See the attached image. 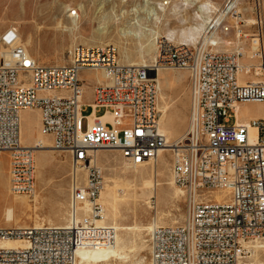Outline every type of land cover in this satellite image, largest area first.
<instances>
[{"label":"built area","instance_id":"1","mask_svg":"<svg viewBox=\"0 0 264 264\" xmlns=\"http://www.w3.org/2000/svg\"><path fill=\"white\" fill-rule=\"evenodd\" d=\"M235 7V0H226L206 34L226 33ZM251 41L257 44L258 62L252 67L257 80L239 77L247 70L240 64L241 47L213 49L212 44L166 38L158 40L154 62L141 65L120 63L113 44H78L61 65L36 61L22 45L10 48L8 58L0 55V154L8 153L11 192L31 196L35 190V148L21 140L25 110L40 111L43 132L54 150L68 154L71 169L68 226H0V240L22 237L27 242L19 248L0 244V264H76L79 246L113 244L115 228L95 223L104 212L99 198L105 180L95 151L119 150L137 164L167 147L158 108L160 68L189 73L188 128L170 146L172 174L187 209L179 224L152 225L151 264H248L264 253V117L238 123L236 112L238 104L264 103L262 33ZM94 70L105 72L110 82L93 83L86 100L82 72ZM85 104L91 107L87 115ZM107 115L111 119H101ZM215 192L225 193L224 198L217 200Z\"/></svg>","mask_w":264,"mask_h":264},{"label":"rangeland","instance_id":"2","mask_svg":"<svg viewBox=\"0 0 264 264\" xmlns=\"http://www.w3.org/2000/svg\"><path fill=\"white\" fill-rule=\"evenodd\" d=\"M189 1L193 4L181 6L180 15L176 16L173 15V9L181 5L182 0H0V55H3L2 48L11 47L7 46L3 35L14 30L20 37V42L15 45L26 46L36 61L46 65H61L69 62V50L77 44H113L118 49L120 62L143 63L141 62L143 59L151 61L157 37L168 38V32L173 31L174 38L171 40L180 42L182 29H188L190 25L202 22L200 17L195 16L201 2L210 1L214 7L210 15L215 16L226 0ZM143 3L153 8L154 13L159 17L157 21L146 18V14L141 11ZM236 5L237 13L228 16L229 30L217 35L220 42L213 49L231 50L237 46H244L250 51L252 38L262 33L264 39V0H238ZM161 6H164V11L159 9ZM74 11L77 14L73 15ZM203 16L205 17L206 14L204 13ZM135 22L142 27L139 36L127 33ZM98 28L100 30H97ZM148 29H153L156 34L150 36ZM240 32L244 36L238 41L237 33ZM203 35L200 33L197 41L190 44H200ZM150 42L152 48L148 51L147 45ZM242 61H250L257 65L258 59L243 58ZM157 76L166 92L169 91L168 87H172L167 97L164 94L162 103L168 107V111L164 122L161 123L162 129L169 132L171 141L181 137L188 128L191 105L188 73L185 70H161ZM240 77L258 78L253 73L243 72ZM82 78L86 85V100L91 96V83L96 79H105L102 72L87 71L82 72ZM90 112L91 107L85 104L83 114L87 115ZM103 112L102 108L97 111L98 114ZM258 117H264V103L240 104L241 120L250 121ZM22 124L25 133L24 142L30 143L32 139L41 137L36 110L23 113ZM86 124V119L82 120V130H85ZM48 138L43 139L46 144H50ZM157 158V160L137 163L134 167L133 165L136 164L125 160L120 151L98 152V164L103 169L105 178L103 192L107 212L105 224L122 227L139 225L145 226L146 229L141 232L136 229H115L118 242L107 247L114 245L120 251L127 253L126 259L104 254L103 251L107 248L105 246H79L77 249L80 252L90 256L89 263L150 264L149 235L153 223L167 225L179 224L183 221L186 200L181 191L179 192V188L169 184L155 185L156 182H167L172 179L170 173L172 153L166 151L163 158L159 156ZM47 162H51V167L48 173H45L38 168V165L42 166ZM35 165V196H28L29 199L25 198L27 196L17 198L8 191L9 158L6 152H1V227L24 228L42 222L55 226L68 224L70 185L68 154L56 152L51 148L40 149L36 152ZM94 256H97V261L92 260L91 257Z\"/></svg>","mask_w":264,"mask_h":264},{"label":"bare ground","instance_id":"3","mask_svg":"<svg viewBox=\"0 0 264 264\" xmlns=\"http://www.w3.org/2000/svg\"><path fill=\"white\" fill-rule=\"evenodd\" d=\"M183 2H182V4L181 5H179V6H177V7H174V9H173V15H180V12H181V10H182V8H181V6H183V5H185V6H187L189 3H191V4H193V2H191V1H189V0H182ZM199 1V0H198ZM237 1L238 0H235V6H237L236 5V3H237ZM167 2H164V4H166ZM144 4V3H143ZM145 6V7H144ZM144 6L141 8V11L143 12V13H145L146 14V18H152L154 21H157L158 19H159V17L156 15V13H154V11H153V8L152 7H147L145 4H144ZM214 7L212 6V4L210 3V1H204V2H201L200 4H199V6L197 7V10H196V12H195V16L196 17H200L201 19H202V22L201 23H199V24H196V25H190L189 27H188V29H182V32H181V34H180V39H179V41L180 42H174V41H172L171 39H173L174 37V32L173 31H169L168 32V38H166V37H164V36H160V37H157L156 38V47H155V52H154V55H153V57L151 58V61H146V60H144L143 59V61H141V62H143V63H134V62H120L119 61V58H118V61L120 62V63H124V64H136V65H141V64H148V63H151V62H154V60H155V56H156V52H157V43H158V40L160 39V38H166V39H168L169 41H171V42H174V43H186V44H190V43H195L196 41H197V39H198V37L200 36V33H203L204 35L202 36V40H201V43H200V45H202V46H208L209 44H212V45H214V47H215V45H217L220 41L218 40V37H217V35H215V34H206V32H207V29L209 28V23L211 22V21H213V20H217L218 19V14L217 15H215V16H211L210 15V13L212 12V9H213ZM161 11H164V6H161V8H159ZM136 11V10H135ZM166 11V10H165ZM206 14V16L204 17L203 16V14ZM234 13L236 14L237 12H236V10L234 11ZM73 15H75V14H77V12L76 11H74L73 13H72ZM239 14V13H238ZM154 16V17H153ZM235 16V15H234ZM71 17H73V16H71ZM76 17V16H75ZM238 17V16H237ZM72 19V18H71ZM75 20V19H74ZM253 21V20H252ZM76 24V23H75ZM77 26V25H76ZM75 26V27H76ZM74 29V28H73ZM141 29H142V27L140 26V24L138 23V22H135V24H132V27H131V29H130V31H127V33H132V34H134L135 36H139L140 35V31H141ZM97 30H100L99 28L97 29ZM12 31V30H11ZM148 31H149V35L150 36H154L155 34H156V32L153 30V29H148ZM12 32H14L15 33V38L11 41V42H7V41H5V43L7 44V46H11L10 48H12V47H14V46H16L15 44L16 43H18V42H20V37H19V35H18V32H16V31H12ZM239 35V36H238ZM237 37H238V41H240L242 38H243V36H242V34H241V32L240 33H237ZM245 37H247V35H245ZM28 39V38H27ZM155 39V38H154ZM155 42V41H154ZM227 43H231V42H228L227 41ZM78 45V44H77ZM84 45V44H83ZM105 45V44H104ZM197 45H199V44H197ZM76 46V45H75ZM148 51L152 48V43L150 42L148 45ZM27 51H28V49L26 48V46H23ZM74 47V46H73ZM72 47V48H73ZM143 47V46H142ZM238 47H241L242 48V50L244 51V55L240 58V64L242 65V67L243 66H245L246 67V69L247 70H241L240 72H239V77H240V75H241V73L243 72V73H246V74H251V73H253L254 74V76H257V74H256V72L255 71H253L252 70V67H254V66H256V65H254V64H252V63H250V61H247V62H243L242 61V59L243 58H247V59H249V60H251V59H254V58H256L255 56H254V51L256 50V48H257V44H255L254 45V43H252L251 42V48H252V50H250V51H247L246 49H245V47L244 46H237V48ZM10 48L9 49H6L5 47L4 48H2V53H3V55H1V56H5V58H8L9 57V50H10ZM71 48V49H72ZM236 48V47H235ZM234 48V49H235ZM70 49V50H71ZM69 50V51H70ZM29 52V51H28ZM152 52V51H151ZM30 53V52H29ZM1 54V53H0ZM31 55V54H30ZM32 56V55H31ZM142 56V55H141ZM33 57V56H32ZM144 57V56H143ZM34 58V57H33ZM35 59V58H34ZM147 59V58H146ZM36 60V59H35ZM138 62V61H137ZM140 62V61H139ZM161 70H184V69H175V68H164V69H159L158 70V72L159 71H161ZM187 73H188V71L187 70H185ZM87 72H102L103 74H104V78L105 79H103V80H101V81H97V83H105V82H110V80H109V77H108V75L105 73V72H103V71H101V70H94V71H87ZM158 74V73H157ZM258 77V76H257ZM259 78V77H258ZM258 78H252V80H257ZM156 79H157V82H158V108H159V110H160V113H161V117H160V129L162 130V132L165 134V136H166V138H167V143H168V145H166L167 147L166 148H164V149H162V150H160L159 151V157L160 158H163V155H164V153L166 152V151H171L170 150V146H175V144H176V142H178V140H180L182 137H183V135L185 134H183L181 137H179V138H177V139H174V140H171L170 141V137H169V132L168 131H165V130H163L162 129V127H161V123L162 122H164V119H165V115H166V113H167V111H168V107L166 106V105H164L163 103H162V101H163V98H164V91L162 90V86H161V82H160V80H159V77L158 76H156ZM188 80H189V73H188ZM240 80H242V79H240ZM243 81V80H242ZM86 86V85H85ZM84 86V87H85ZM91 88H92V86H91ZM250 103H252V102H250ZM254 103V102H253ZM260 103H262V102H260ZM169 106V105H168ZM239 109H240V104H238V107H237V110H236V112H237V119H238V123H249V121H243V120H241L240 118H239ZM28 110H36V111H38V113H39V119H40V111L38 110V109H36V108H34V109H28ZM22 114V113H21ZM243 118V117H242ZM102 120H107V119H111L108 115L107 116H105V117H103V118H101ZM245 119V118H244ZM188 123H189V117H188ZM255 128H253L252 126L250 127V132H251V134L253 135L254 133H255ZM40 136L41 137H37V138H35V139H32V144H27V143H25L24 142V140H25V133H24V127H23V124H22V116H21V140H22V143L25 145V146H28V147H34L35 148V161H36V152H37V150H40V149H48V148H51L52 150H54V148H53V144H52V138L48 135V134H46V133H44L43 132V130H42V125H41V120H40ZM45 137H49L48 139H49V142H50V144H46V142L44 141L45 139ZM44 139V140H43ZM47 139V140H48ZM48 145V146H47ZM110 150H115V149H110ZM54 151H56V152H60V151H57V150H54ZM100 151H103V150H97V151H95V155H96V159H97V155H98V152H100ZM116 151H119V150H116ZM7 153V152H6ZM7 155H8V153H7ZM153 159H155V160H157L158 158L157 157H154ZM97 162H98V159H97ZM70 163V162H69ZM128 166H130V165H127V167ZM134 167H136L137 166V164L136 165H133ZM51 167V162H47V163H45V164H43L42 166H39L38 165V168H41V170H43V171H45V173H48V171H49V168ZM135 170V169H134ZM170 170H171V168H170ZM70 171H71V169H70ZM137 171V170H136ZM170 173H171V178L172 179H170L169 181H167V182H164V181H160V182H156L155 183V185H158V186H164V185H166V184H169V185H174V187L175 186H177L178 188H179V186L178 185H176V183H175V181H174V177H173V174H172V170L170 171ZM35 178H36V171H35ZM35 186H36V183H35ZM104 190H105V180H104V186H103V189L101 190V193H100V198H99V200H100V202L103 204V206H104V212H103V215H102V217L101 218H97L96 220H95V223L97 224V225H99V226H105V225H107V224H105V222H104V220L106 219V206H105V203H104V200H103V192H104ZM179 190V192L181 191V193L184 195V192L182 191V189L181 188H179L178 189ZM8 191H9V193L10 194H12L13 196H15V197H17V198H22V197H24V196H27V197H25L26 199H29L28 198V195H17V194H13L12 192H11V190H10V178H9V170H8ZM177 191V190H176ZM155 192V191H154ZM35 193H36V187H35V190H34V192H33V194H31V196H35ZM178 193V192H177ZM224 194L225 193H219V192H215V193H213V195L216 197V199L217 200H221V199H223L224 198ZM154 195H156V194H154ZM34 198V197H33ZM26 201V200H25ZM25 203H27V202H25ZM89 209V206L87 207V210ZM186 209H187V207H186ZM158 213V212H157ZM88 214V213H87ZM185 216H186V210H185V214H184V218H185ZM70 217H71V212H70V208H69V219H68V224H69V221H70ZM20 218V217H19ZM18 218V219H19ZM157 220V219H156ZM184 220V219H183ZM158 223V222H157ZM156 222L155 223H153V225L154 224H157ZM167 223V222H166ZM16 224V223H15ZM68 224L67 225H60V226H56V227H60V228H65V227H67L68 226ZM46 224L45 223H43L42 222V224L41 223H35V225H33V226H30V227H24V228H5V229H17V230H24V229H27V228H40V227H42V226H45ZM157 225H161V224H157ZM167 225H173V224H167ZM49 226H55V225H49ZM113 228H115V229H136L138 232H141V231H143V230H145L146 229V227L145 226H139V225H134V226H125V227H122V226H118V225H113L112 226ZM152 227V226H151ZM4 228V227H3ZM151 230V229H150ZM118 242V239L117 238H115V240H114V242L113 243H117ZM0 244L2 245V246H5V247H9V248H19V247H25L26 245H27V242H26V240L24 239V238H22V237H13V238H4V239H1L0 240ZM103 253L104 254H111L112 256H114V257H116V258H119V259H126L127 258V253H124V252H122V251H120L119 249H117L114 245L112 246V247H107V248H105V250L103 251ZM92 258V260H94V261H97V256H94V257H91ZM91 259H90V256L89 255H87V254H85V253H82V252H80V250H78L77 249V260H76V264H91V263H89V261H90ZM145 260V259H144ZM250 262L248 263V264H263L264 263V253H258L255 257H251L250 258ZM151 264V263H150Z\"/></svg>","mask_w":264,"mask_h":264},{"label":"crops","instance_id":"4","mask_svg":"<svg viewBox=\"0 0 264 264\" xmlns=\"http://www.w3.org/2000/svg\"><path fill=\"white\" fill-rule=\"evenodd\" d=\"M46 61H49V60H46ZM89 73H92V72H89ZM101 80H103V78L102 79H96L94 82H92L91 84H93V83H95V82H97V81H101ZM172 89V87H168V92H166L165 91V89H163V85H162V90L164 91V93L166 94V97L168 96V94H169V92H170V90ZM28 110H25V111H23L22 112V114L23 113H26ZM22 114H21V116H22ZM37 118H38V120H39V130H40V119H39V113H38V111H37ZM25 143H27V142H25ZM33 142H31L30 141V143L28 142L27 144H32Z\"/></svg>","mask_w":264,"mask_h":264},{"label":"water","instance_id":"5","mask_svg":"<svg viewBox=\"0 0 264 264\" xmlns=\"http://www.w3.org/2000/svg\"><path fill=\"white\" fill-rule=\"evenodd\" d=\"M15 38V33L12 31H8L4 34V39L8 42L12 41ZM154 75V73H152Z\"/></svg>","mask_w":264,"mask_h":264}]
</instances>
